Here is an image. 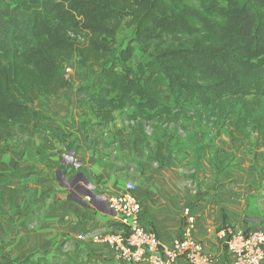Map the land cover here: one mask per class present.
<instances>
[{
  "label": "trees",
  "instance_id": "trees-1",
  "mask_svg": "<svg viewBox=\"0 0 264 264\" xmlns=\"http://www.w3.org/2000/svg\"><path fill=\"white\" fill-rule=\"evenodd\" d=\"M122 26L143 46L133 65V45H118ZM72 61L98 72L94 87H76L94 152L116 114L127 129L114 126L109 138L120 149L141 155L147 127L160 131L148 157L157 167L170 157L165 139L189 126L230 141L255 136L264 150V0H0V148L34 129L35 101L68 93ZM10 170L0 161V178ZM18 192L2 186L0 207ZM6 236L0 220V247ZM20 263L72 264L34 253Z\"/></svg>",
  "mask_w": 264,
  "mask_h": 264
},
{
  "label": "crops",
  "instance_id": "crops-1",
  "mask_svg": "<svg viewBox=\"0 0 264 264\" xmlns=\"http://www.w3.org/2000/svg\"><path fill=\"white\" fill-rule=\"evenodd\" d=\"M81 112L76 88L62 97H41L32 104L34 129L18 146L9 141L0 148V161L11 169L0 178V188L9 185L19 191L12 207H0L7 232L0 264H23L20 261L31 253L59 256L72 264H130L115 257L110 243L90 237V233L103 236L114 230L117 217L105 198L123 193L126 181L136 185L142 222L163 243L180 234L182 209L192 204L194 238L219 264H234L216 231L223 224L256 227L245 202L264 201V179L258 177L252 151L240 163L238 156L222 169L214 188L188 181L191 173L175 158L163 167L146 162L138 173L122 171L113 161L98 158L81 129ZM215 160V154L209 161L203 158L206 174L210 173L206 164L214 165ZM90 190L93 198L87 193ZM177 264L186 263L180 259Z\"/></svg>",
  "mask_w": 264,
  "mask_h": 264
},
{
  "label": "built area",
  "instance_id": "built-area-1",
  "mask_svg": "<svg viewBox=\"0 0 264 264\" xmlns=\"http://www.w3.org/2000/svg\"><path fill=\"white\" fill-rule=\"evenodd\" d=\"M69 72L71 67L66 65L63 69L66 78ZM135 189L133 181H126L123 193L106 196L108 209L117 217L115 228L103 236L90 233L91 239L110 243L115 257L130 264H177L180 259L186 264H219L193 236L196 215L192 204L182 209L180 234L165 244L142 222V206ZM216 236L233 255L234 264H264V228L240 229L223 224Z\"/></svg>",
  "mask_w": 264,
  "mask_h": 264
},
{
  "label": "rangeland",
  "instance_id": "rangeland-1",
  "mask_svg": "<svg viewBox=\"0 0 264 264\" xmlns=\"http://www.w3.org/2000/svg\"><path fill=\"white\" fill-rule=\"evenodd\" d=\"M133 37V28H126L125 26L120 28L117 35L119 47L127 43H131L134 47V53L132 58L127 62L128 65H133L135 62L144 58L143 50H141L143 48L142 43ZM155 42L157 43L158 41ZM68 66L71 67V72L68 73L71 87L68 92L81 84H90L92 87L95 86L98 72L94 67L80 68L74 61L69 63ZM114 126H124L125 129H127L126 123L122 121V116L120 114H116L114 124L103 126L102 131L104 132L101 135V144L97 146L96 150L98 158L113 161L116 163L115 168L118 167L122 171H129L132 173L140 172L144 167V163L149 162V152L152 146H154L155 138L161 136L160 131L153 132L150 127H147L148 146L144 148L143 154L137 155L128 150L120 149L118 144L109 138V133ZM254 139L255 136L249 140L230 141L226 134L214 137L207 129L189 126L186 130L180 128L173 140L168 142L167 139H165V142H167L170 147L169 160L175 158L176 162H178L185 171L191 173L190 176L187 177L188 181L193 182L195 186L200 185L205 188L210 186L214 188V186L218 184V177L213 170L216 167L224 169L226 166L231 165L238 156V161L240 163L241 158L244 157L245 153L248 151H252L255 156L254 160L256 161L258 177L264 179V150L262 148L255 150ZM213 154L216 155V163L214 165L209 162L206 164V167L210 171V173L206 174L203 171L205 168L204 166L202 167V160L205 157L207 161H209V159L213 157ZM245 203V210L248 214L254 215L253 219L257 222L256 227L264 228V201H246Z\"/></svg>",
  "mask_w": 264,
  "mask_h": 264
},
{
  "label": "water",
  "instance_id": "water-1",
  "mask_svg": "<svg viewBox=\"0 0 264 264\" xmlns=\"http://www.w3.org/2000/svg\"><path fill=\"white\" fill-rule=\"evenodd\" d=\"M78 174H79V176H83L82 173H78ZM87 193H88L90 198H93L95 196L94 193L91 192V190L88 191Z\"/></svg>",
  "mask_w": 264,
  "mask_h": 264
}]
</instances>
